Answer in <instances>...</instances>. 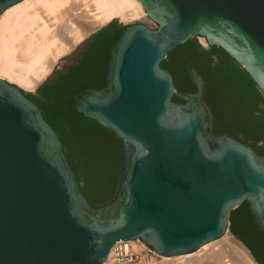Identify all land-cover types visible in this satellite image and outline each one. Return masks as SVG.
<instances>
[{"label":"water","instance_id":"95a60500","mask_svg":"<svg viewBox=\"0 0 264 264\" xmlns=\"http://www.w3.org/2000/svg\"><path fill=\"white\" fill-rule=\"evenodd\" d=\"M139 1L156 28L113 18L33 94L0 77V264H104L135 238L191 252L244 201L264 239V155L214 134L192 64L193 92L161 66L201 37L264 91V0Z\"/></svg>","mask_w":264,"mask_h":264},{"label":"bare ground","instance_id":"6f19581e","mask_svg":"<svg viewBox=\"0 0 264 264\" xmlns=\"http://www.w3.org/2000/svg\"><path fill=\"white\" fill-rule=\"evenodd\" d=\"M145 15L139 0H20L0 13V77L33 90L62 56L99 26L113 18L126 23ZM220 237V243L214 241ZM220 237L199 246L197 253L161 254L159 263L142 254L133 264H230L228 258L237 261L233 264H259L229 229ZM125 240L132 250H142L136 238ZM112 254L113 247L105 264H126L114 262Z\"/></svg>","mask_w":264,"mask_h":264},{"label":"trees","instance_id":"16d2710c","mask_svg":"<svg viewBox=\"0 0 264 264\" xmlns=\"http://www.w3.org/2000/svg\"><path fill=\"white\" fill-rule=\"evenodd\" d=\"M187 64H192L204 79V98L213 113L214 134H227L264 155V91L222 48L205 47L196 37L168 51L161 61L180 91L193 92L196 86L188 75ZM33 93L26 91L25 95ZM229 222L231 233L259 264H264V239L246 201L230 212Z\"/></svg>","mask_w":264,"mask_h":264},{"label":"built area","instance_id":"2783aa9c","mask_svg":"<svg viewBox=\"0 0 264 264\" xmlns=\"http://www.w3.org/2000/svg\"><path fill=\"white\" fill-rule=\"evenodd\" d=\"M138 241H140L143 245V248L141 251H134L128 244V241L126 240H119L116 241L112 247H113V254L112 259L116 263H126V264H133L139 261L142 254L145 255H154L156 254L153 247L145 243L142 239L136 238ZM111 247V248H112ZM105 264V262H104Z\"/></svg>","mask_w":264,"mask_h":264},{"label":"rangeland","instance_id":"374dc122","mask_svg":"<svg viewBox=\"0 0 264 264\" xmlns=\"http://www.w3.org/2000/svg\"><path fill=\"white\" fill-rule=\"evenodd\" d=\"M121 19H117V22L118 23H121V24H124V25H129V24H131V23H135V22H141V23H144V24H146L147 26H149V27H151V28H156V24L151 20V19H149L146 15L143 17V18H140V19H136V20H133V21H129V22H121L120 21ZM197 38V40L201 43V44H204L203 46H205L206 47V45H205V42H204V39L203 38H201V37H196ZM79 45V43L78 44H76L69 52H67L64 56H62L59 60H61L63 57H65L66 55H68V54H70L71 52H73L74 50H75V48L77 47ZM58 60V61H59ZM58 63V62H57ZM56 63V64H57ZM55 64V65H56ZM55 67V66H54ZM53 67V68H54ZM53 70V69H52ZM52 70H51V72H52ZM50 72V73H51ZM49 73V74H50ZM49 74L43 79V80H41L38 84H37V86L33 89V92H35V90L37 89V87L39 86V85H41L46 79H47V77L49 76ZM230 229V228H229ZM223 237V236H222ZM222 237H220L219 239H216V240H214V241H218V243H220L221 241H222ZM219 240H221V241H219ZM200 249V248H199ZM198 249V250H199ZM155 250V249H154ZM156 252V254H154V255H146V259L149 261V262H151V263H153V262H160L161 260H162V258H161V254H159V253H157V251H155ZM198 251L196 250V251H191L190 253H186V254H192V253H197ZM183 255V254H182ZM143 259V258H142ZM153 260V261H152ZM155 260V261H154ZM228 260H230L229 261V263L230 264H233L234 262H237V261H235V260H231L230 258H228ZM142 261V260H141Z\"/></svg>","mask_w":264,"mask_h":264},{"label":"crops","instance_id":"0c3cea01","mask_svg":"<svg viewBox=\"0 0 264 264\" xmlns=\"http://www.w3.org/2000/svg\"><path fill=\"white\" fill-rule=\"evenodd\" d=\"M109 22H110V21H109ZM109 22H108V23H109ZM105 25H106V24H105ZM105 25H104V26H105ZM104 26H103V27H104ZM101 28H102V27H101ZM101 28H100V29H101ZM98 30H99V29H98ZM98 30H97V31H98ZM97 31L93 32L92 34L96 33ZM92 34H91V35H92ZM91 35H90V36H91ZM90 36H89V37H90Z\"/></svg>","mask_w":264,"mask_h":264},{"label":"flooded vegetation","instance_id":"af4514ba","mask_svg":"<svg viewBox=\"0 0 264 264\" xmlns=\"http://www.w3.org/2000/svg\"><path fill=\"white\" fill-rule=\"evenodd\" d=\"M172 75V74H171ZM172 77H173V75H172ZM173 81H174V78H173ZM251 147V146H250Z\"/></svg>","mask_w":264,"mask_h":264}]
</instances>
